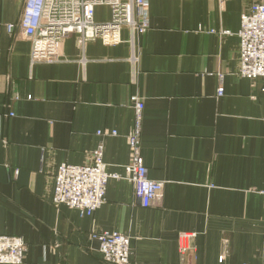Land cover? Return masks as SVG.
I'll return each instance as SVG.
<instances>
[{
    "label": "crops",
    "instance_id": "0c3cea01",
    "mask_svg": "<svg viewBox=\"0 0 264 264\" xmlns=\"http://www.w3.org/2000/svg\"><path fill=\"white\" fill-rule=\"evenodd\" d=\"M252 1L149 0L133 42L127 29L117 45L72 34L57 62L31 65L25 0H0V235L23 240L22 264H108L91 238L103 232L129 237V264H264L263 81L238 74ZM110 18L94 9L96 23ZM133 96L161 193L144 208L128 181L110 179L92 215L55 207L58 168L91 164L99 144L107 173L124 176ZM181 234L194 235L183 255Z\"/></svg>",
    "mask_w": 264,
    "mask_h": 264
},
{
    "label": "built area",
    "instance_id": "2783aa9c",
    "mask_svg": "<svg viewBox=\"0 0 264 264\" xmlns=\"http://www.w3.org/2000/svg\"><path fill=\"white\" fill-rule=\"evenodd\" d=\"M220 5L231 0H215ZM107 6L111 18L105 23L94 21V9ZM149 0H25L19 21L21 38L31 43L30 64L54 63L59 59L61 42L72 34L82 43L100 39L104 45L122 42L121 31L127 29L131 41L143 36L149 27ZM13 27L11 26L10 29ZM240 41L239 71L245 79H262L264 92V0H253L243 12L238 32ZM135 61V60H134ZM223 89L217 90L222 96ZM134 128L127 135L128 163L124 176L109 174L103 162V145L92 152L89 165H61L54 176L52 204L65 206L90 216L105 202L106 186L110 179H124L130 183L134 197L147 208L163 189V182L147 178V170L140 154V126L144 105L133 96ZM98 136L107 135L99 132ZM109 136H116L115 132ZM17 173V172H16ZM264 194V193H263ZM194 235L181 234L180 252L187 250L186 241ZM102 259L108 264L130 263V239L118 233H94ZM26 246L19 237L0 235V264H22ZM220 262L223 257H220Z\"/></svg>",
    "mask_w": 264,
    "mask_h": 264
},
{
    "label": "rangeland",
    "instance_id": "374dc122",
    "mask_svg": "<svg viewBox=\"0 0 264 264\" xmlns=\"http://www.w3.org/2000/svg\"><path fill=\"white\" fill-rule=\"evenodd\" d=\"M105 17H106V15H105Z\"/></svg>",
    "mask_w": 264,
    "mask_h": 264
}]
</instances>
